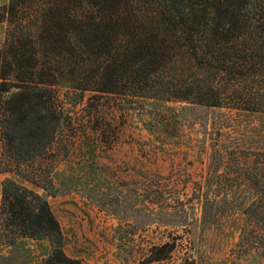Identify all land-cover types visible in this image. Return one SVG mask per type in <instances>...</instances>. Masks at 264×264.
Instances as JSON below:
<instances>
[{
    "label": "trees",
    "instance_id": "1",
    "mask_svg": "<svg viewBox=\"0 0 264 264\" xmlns=\"http://www.w3.org/2000/svg\"><path fill=\"white\" fill-rule=\"evenodd\" d=\"M0 24V172L27 171L86 92L225 109L250 152L216 140V177L223 200L248 195L237 244L252 247L264 224V0H8ZM46 195L3 178L0 264H91L66 254Z\"/></svg>",
    "mask_w": 264,
    "mask_h": 264
},
{
    "label": "rangeland",
    "instance_id": "2",
    "mask_svg": "<svg viewBox=\"0 0 264 264\" xmlns=\"http://www.w3.org/2000/svg\"><path fill=\"white\" fill-rule=\"evenodd\" d=\"M184 105L86 92L27 171L0 172V199L5 177L45 195L51 179L57 193L46 196L66 254L94 264H264V224H253L243 251L236 206L248 195L221 198L224 164L213 155L224 137L232 152H250L248 133L229 128L235 115L225 109ZM4 157L0 137V170Z\"/></svg>",
    "mask_w": 264,
    "mask_h": 264
},
{
    "label": "crops",
    "instance_id": "3",
    "mask_svg": "<svg viewBox=\"0 0 264 264\" xmlns=\"http://www.w3.org/2000/svg\"><path fill=\"white\" fill-rule=\"evenodd\" d=\"M61 226V225H60ZM62 228V227H61ZM63 230V229H62ZM64 232V231H63ZM65 234V233H64ZM66 236V235H65ZM64 250H65V248H64ZM68 255V254H67ZM72 257V256H71ZM90 263V262H89ZM91 264H94V263H91Z\"/></svg>",
    "mask_w": 264,
    "mask_h": 264
}]
</instances>
